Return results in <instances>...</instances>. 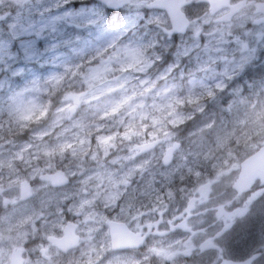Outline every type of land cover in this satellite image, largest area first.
Instances as JSON below:
<instances>
[{
    "label": "clouds",
    "instance_id": "obj_1",
    "mask_svg": "<svg viewBox=\"0 0 264 264\" xmlns=\"http://www.w3.org/2000/svg\"><path fill=\"white\" fill-rule=\"evenodd\" d=\"M122 9L0 87V264H264V0Z\"/></svg>",
    "mask_w": 264,
    "mask_h": 264
},
{
    "label": "rangeland",
    "instance_id": "obj_2",
    "mask_svg": "<svg viewBox=\"0 0 264 264\" xmlns=\"http://www.w3.org/2000/svg\"><path fill=\"white\" fill-rule=\"evenodd\" d=\"M67 13L61 12L47 21L42 18L27 19L19 27H0V87H5L13 78L19 79L41 72L45 70L44 65L59 60L62 48L90 21L89 14L80 21L78 13L72 15V18L79 22L67 21L71 19V13L65 20L60 19ZM19 22L16 18L8 25L13 27Z\"/></svg>",
    "mask_w": 264,
    "mask_h": 264
},
{
    "label": "flooded vegetation",
    "instance_id": "obj_3",
    "mask_svg": "<svg viewBox=\"0 0 264 264\" xmlns=\"http://www.w3.org/2000/svg\"><path fill=\"white\" fill-rule=\"evenodd\" d=\"M109 2L111 7L104 4L103 0H18L19 11L9 16L0 13V18L4 16L5 19L2 22L13 23L16 20L14 17L16 15L20 17L21 21L25 22L27 19H36L37 17L46 20L50 14L69 12L71 13V19L67 20L69 23L79 22L77 19L72 18V15L77 13L79 19H81L80 21L86 14H89L90 21L103 16L109 18L115 16L118 19L122 14V5L126 3V0H109ZM44 5H55V8L45 7ZM113 6L116 8H112ZM83 11H85V14ZM40 13L41 15H38Z\"/></svg>",
    "mask_w": 264,
    "mask_h": 264
},
{
    "label": "water",
    "instance_id": "obj_4",
    "mask_svg": "<svg viewBox=\"0 0 264 264\" xmlns=\"http://www.w3.org/2000/svg\"><path fill=\"white\" fill-rule=\"evenodd\" d=\"M107 4L110 6V2L109 0H106ZM105 0H104V4L106 3Z\"/></svg>",
    "mask_w": 264,
    "mask_h": 264
}]
</instances>
